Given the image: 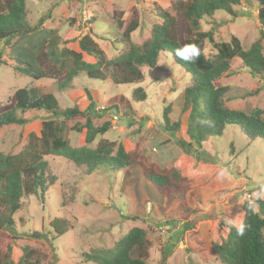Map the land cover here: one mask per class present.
<instances>
[{
	"label": "rangeland",
	"instance_id": "1",
	"mask_svg": "<svg viewBox=\"0 0 264 264\" xmlns=\"http://www.w3.org/2000/svg\"><path fill=\"white\" fill-rule=\"evenodd\" d=\"M181 0H27V21L36 25L41 17L46 28L57 29L67 47L80 51V37L93 32L109 59L119 56L129 48L123 32L137 18L139 27L132 34L131 43L142 45L151 36L153 25L162 23L160 8L179 20L180 37H183L184 19L178 9ZM261 0H241L235 6L236 16L217 12L201 20V30L215 27V42L228 41L237 36L245 49L258 39L264 43V28L258 21ZM87 16V20L85 17ZM122 21V28L116 23ZM10 47L0 43V55L6 63L0 64V110L11 106L14 92L23 87L36 95L53 93L61 108L78 104L85 108L88 98L84 88L91 91L100 117L94 122L101 125L111 122L110 130L98 138L122 142L128 151L138 150L145 160L159 169H178L188 179V189L161 195L142 172L133 167L120 172L97 169L90 175L85 167L69 159L46 155L56 181L43 196H27L15 215L17 238L0 231V246L4 253L13 242L16 253L26 245L37 249L42 264H95L85 254L96 249L114 248L118 240L133 227L146 231L144 247L148 264H158L163 251L170 250L168 264H222L215 247L229 234L224 223L229 215L244 219V203L253 200L258 190L257 182L264 183V141H249L240 129L227 127L223 136L210 137L203 143V150L186 153L182 141L189 142V112H183V90L190 74L175 62L170 53L161 55L157 68H143L142 82L115 85L110 79L93 80L78 76L71 90L58 91L52 79L23 76L14 70L9 59ZM211 57L213 43L205 50ZM86 61L95 59L83 54ZM141 86L147 92L143 102H133L134 88ZM216 86H229L226 105L246 113L264 111V74L254 76L236 57L230 72L216 81ZM170 107L171 122L180 121L175 134L164 130L163 112ZM106 108V110H102ZM26 124H9L0 128V152L16 154L24 149L31 131L40 135L43 122L55 119L62 124V136L73 146L85 144L86 131L77 132L73 126L85 118L63 122L45 111H26ZM162 146V148L159 147ZM164 151V155L162 153ZM177 154V155H176ZM176 155V156H175ZM175 156V157H174ZM76 188V198L64 203L71 189ZM66 194V199L63 197ZM193 212L194 215L190 216ZM55 218L69 221L68 231L59 236L51 227ZM34 233L44 234L34 238ZM134 249L133 256L137 255Z\"/></svg>",
	"mask_w": 264,
	"mask_h": 264
},
{
	"label": "trees",
	"instance_id": "2",
	"mask_svg": "<svg viewBox=\"0 0 264 264\" xmlns=\"http://www.w3.org/2000/svg\"><path fill=\"white\" fill-rule=\"evenodd\" d=\"M27 0H0V43L10 47L8 56L14 70L23 76L40 79H52L58 91L75 88V79L85 75L89 79L105 81L110 79L115 85L137 84L143 81V68H157L160 57L170 53L177 64L190 74V80L183 90V112H189V142L182 141L183 150H203V143L210 137L223 136L227 127H234L251 142L264 141V111L255 110L246 113L229 108L226 99L230 87L216 86V81L230 72L231 62L239 57L254 75L264 74V43L260 38L249 49H245L241 40L230 35L228 41L215 42V27L201 30V20L213 17L217 12L236 16L235 6L241 0H181L178 9L184 19L183 37H180L179 20L170 12L160 8L159 17L162 23L153 25L151 36L142 45L131 43L132 34L137 31L139 21L133 19L123 32L125 41L130 42L127 51L109 59L93 32L77 39L80 51L67 47L69 41L63 40L59 31L46 28L41 17L36 25L27 21ZM258 21L264 28V0L258 10ZM119 28L122 21L116 18ZM213 43L216 52L207 56L205 50L208 43ZM187 44H196L201 50L200 57L194 63H186L174 56L175 49ZM95 59L86 61L83 54ZM6 63L1 59L0 64ZM88 105L83 108L78 104L61 108L53 93L36 95L27 87L17 89L11 106L0 110V128L9 124H26L23 117L26 111L45 110L66 123L77 117L85 121L77 122L73 129L86 131L85 144L73 146L62 136V124L55 119L45 120L38 135L31 131L27 144L16 154L0 152V231H8L12 239H16L17 230L15 215L22 207V200L27 196L40 195L43 199L48 187L56 181L52 174L46 155L62 156L79 167H85V174L90 175L97 169L104 168L110 172H120L133 167H141L144 177L152 183L161 195L183 192L188 189V179L171 167L159 169L154 163L145 160L138 150L128 151L122 142L100 139L96 147H91L98 138L104 136L111 128V122L101 125L94 122L100 115L96 101L89 90L84 88ZM147 92L141 86L133 89L131 100L143 102ZM106 110V108H102ZM166 107L163 112L164 130L175 134L181 122H171ZM162 148L161 145H159ZM163 155L165 154L162 151ZM177 155V154H176ZM175 155V156H176ZM174 156V157H175ZM76 188L71 189L64 203H71L76 198ZM255 203L256 211L248 210L250 201ZM248 200L244 203V220L249 228L243 236H238L235 228L215 247L222 264H264V200ZM194 213L191 212L190 216ZM51 227L62 236L68 231L69 221L55 218ZM34 233L32 237H43ZM146 231L133 227L116 243L114 248L96 249L85 254L88 261L95 264H148L144 247ZM134 249L137 255L133 256ZM172 251H163L162 260L158 264H168ZM0 264H42L41 253L31 247L24 246L21 253H16L13 242L4 253L0 246Z\"/></svg>",
	"mask_w": 264,
	"mask_h": 264
},
{
	"label": "clouds",
	"instance_id": "3",
	"mask_svg": "<svg viewBox=\"0 0 264 264\" xmlns=\"http://www.w3.org/2000/svg\"><path fill=\"white\" fill-rule=\"evenodd\" d=\"M201 55V50L196 44H187L182 47L175 49L174 56L178 60H183L186 63H194ZM258 190L254 192L255 200H264V183L257 182ZM249 211H256L254 200L250 201L248 204ZM224 223L229 228H235L238 236H243L249 225L246 220L240 219L236 220L235 217H231L230 215L224 219Z\"/></svg>",
	"mask_w": 264,
	"mask_h": 264
},
{
	"label": "built area",
	"instance_id": "4",
	"mask_svg": "<svg viewBox=\"0 0 264 264\" xmlns=\"http://www.w3.org/2000/svg\"><path fill=\"white\" fill-rule=\"evenodd\" d=\"M88 18H87V16L85 17V20H87Z\"/></svg>",
	"mask_w": 264,
	"mask_h": 264
}]
</instances>
